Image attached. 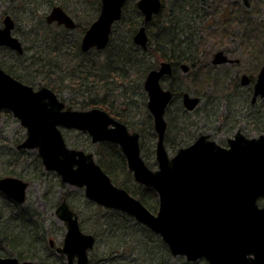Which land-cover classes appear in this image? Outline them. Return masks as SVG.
Instances as JSON below:
<instances>
[{"label":"rangeland","instance_id":"rangeland-1","mask_svg":"<svg viewBox=\"0 0 264 264\" xmlns=\"http://www.w3.org/2000/svg\"><path fill=\"white\" fill-rule=\"evenodd\" d=\"M28 1L0 3V22L6 13L11 15L15 21L13 33L22 41L25 48V55L20 56L9 48L0 46V62L11 66L18 74L28 79L30 84L36 85V88L45 83L54 85L58 91L63 87L59 95L68 99L70 105L76 109L89 108H82V100H106L116 107L122 105L118 110H123L121 108L128 101L135 100L132 95L123 97L119 93L120 88L116 86L120 82L111 81L105 87L99 84V75L107 76V72H104L106 67L103 66L107 61L106 56L98 54L96 50L84 54L80 50V41L78 48L73 47L78 31H69L57 24L46 22V15L51 7L64 3L67 12L77 23L88 26L99 15L101 5L99 0H36L33 1L34 3H28ZM165 1V13L162 18L169 19L173 11L175 15V18L171 15L173 20L169 21L168 26L171 27L168 29L169 32L174 33L175 30L179 34H196L193 40V38L184 39L181 35L178 37L173 34L168 35L166 32L167 40L161 39L164 48L169 50L175 46L176 54H179L178 48H181L188 57L193 58L194 64L196 63L194 67H191V64L186 62L193 69L186 73L179 69L175 80L176 86L182 91L199 96L202 100L195 113L185 115L186 121L194 123L188 132L189 135L196 139L202 132L209 133L219 143H225L227 138L234 136L239 127H243L242 133L248 137L264 133V131H254V128L264 127V99L252 105L253 85H237L235 78L252 70L257 55L262 59L264 57V0H249L248 5L243 0H185V3H181L182 0ZM134 5L136 3H130L125 19L114 25L113 34L117 42L131 33L128 23ZM98 7L99 10H97ZM3 12H6L5 15ZM163 25L158 21L155 24L157 28H162L165 26ZM219 49L230 53L231 58L239 59V63L213 66L211 58ZM37 52L39 54L45 52L46 59L44 66H42V60L39 61V69L35 71V66L32 64L38 58L32 56ZM81 58L84 60H80ZM62 59L71 61L68 65L62 63ZM72 60H76V63ZM149 60L152 61L153 57ZM53 65H61L63 70H60L58 74L56 70L51 73ZM80 70L89 71L93 75L86 78L85 83L78 79V81L70 80L71 76ZM86 76L89 77V75ZM163 85L168 87L169 82L166 81ZM138 95H140L138 97L140 101H146L145 94L139 91ZM142 96L143 99L140 98ZM140 101L138 105H128L132 115L140 114L138 118L130 117L132 118L130 123L134 128L142 130V144L147 154V161L152 165L154 160L150 157L154 153L156 138L150 128V121L143 116L146 107L140 105ZM180 104L181 98L174 99L167 115L171 125L167 133L170 146H167V149L170 154L174 152L171 149L174 140L186 141L183 137L187 135L180 137L176 132L177 120L181 117V110L178 109ZM252 111L254 124L249 123ZM222 121L224 128L227 126L226 129H228L223 132ZM233 124H236L235 129L229 130ZM65 134L73 141L72 143L86 151L99 148L94 147L82 133ZM25 136L26 129L17 118L11 113L2 115L0 119V177L23 176L30 185L27 190V201L19 207H15L0 193V232L3 236H7V243L0 246V256H14L18 251L23 254L33 251L37 256L46 257L50 254L48 241L43 237L45 232L37 225L43 221L47 223V226L51 224L62 230L63 224L56 218L54 209L62 197L64 188L56 174L50 173L41 164L36 149L23 153L17 149V144L22 142ZM113 157L112 155L110 159L114 161ZM106 158L99 160L106 161ZM119 170L121 171L120 168ZM126 171L125 169L117 175V181L126 180L129 186L133 187L135 181L132 177L127 180ZM37 176L40 177L36 178ZM66 189L71 192L70 203L81 217L84 232L96 237V244L89 254L90 264H208L204 259L191 262L185 256L172 255L159 235L120 211L98 206L88 200L84 187L68 186ZM34 227L36 230H33ZM37 230L40 238H36ZM11 236L16 238L14 242ZM54 239L59 242L61 236L57 234ZM30 241L31 245H28ZM10 244H13L17 251L12 249Z\"/></svg>","mask_w":264,"mask_h":264},{"label":"water","instance_id":"water-1","mask_svg":"<svg viewBox=\"0 0 264 264\" xmlns=\"http://www.w3.org/2000/svg\"><path fill=\"white\" fill-rule=\"evenodd\" d=\"M126 1L102 0L99 16L82 38L83 51L108 46L113 24L121 19ZM244 1L249 4L248 0ZM137 6L148 22L160 12L162 2L139 0ZM46 22H56L68 29L77 26L60 5L52 7ZM4 24L0 27V44L23 53L21 41L12 34L15 24L10 15L4 18ZM134 41L147 47L145 26L136 32ZM227 61L223 52H218L214 59L215 63ZM171 73V64L162 62L160 68L151 70L145 80L148 107L154 115L158 133L160 170L157 171H151L142 160L138 133L130 134L123 123L111 118L106 111L98 108L62 110L65 103L59 101L51 89L44 86L35 90L2 68L0 111L11 110L27 128V137L18 145L19 149L38 148L48 170L57 171L64 182L84 186L87 198L121 210L160 234L173 255H185L189 261L205 258L209 264H264V202L259 204V200L264 199V134L247 137L239 130L229 139V147L202 135L169 159L164 146L167 127L164 115L172 92L163 89L160 80ZM248 82L249 77L244 75L242 83ZM258 96L264 97V65L254 84L252 101L255 102ZM198 103L199 98L184 95V104L189 110ZM58 124L87 130L95 142L110 140L118 143L135 179L160 193L159 213H152L126 189L116 186L95 162L93 153L68 148ZM110 124L114 128H109ZM27 187L28 182L18 177L0 178L2 194L18 203L25 202ZM57 213L68 222L65 247L60 249L70 257L67 264H73L75 255L79 257L77 264H89V249L94 247L95 237L81 231L77 214L70 208L67 198L61 202ZM0 264L45 263L0 256Z\"/></svg>","mask_w":264,"mask_h":264},{"label":"flooded vegetation","instance_id":"flooded-vegetation-1","mask_svg":"<svg viewBox=\"0 0 264 264\" xmlns=\"http://www.w3.org/2000/svg\"><path fill=\"white\" fill-rule=\"evenodd\" d=\"M132 1H134V3H137L138 4V2H139V0H127L125 3L127 4V3H131ZM165 0H161V2H162V7H161V10H160V12L158 13V14H156V15H154V17L155 16H158V19L156 20V19H154V17H153V19L152 20H150V21H148V22H146L145 21V15L143 14V12L138 8V6H137V8H138V10L140 11V13H141V15H142V17H143V23H142V21L141 22H139V25H138V27L136 28V30L133 32V34H132V41H133V43L136 45V46H138V48L139 49H141L142 51H148L149 50V46H148V44L150 45V43H149V39H150V37H149V34H150V32L148 31V28H147V26H148V24L149 23H151L152 22V26H153V28H157L158 26H155V24H156V22L158 21L160 24H162L160 21L161 20H163L164 18H162V15L165 13V3H163ZM244 1V0H243ZM245 2V1H244ZM100 3H101V5H102V0H100ZM248 3L250 4V1L248 0ZM125 4V5H126ZM246 4V3H245ZM125 7V6H124ZM100 11H101V8H100ZM171 15H172V17H174L175 18V15H174V11L173 12H171L170 13V17H169V19L167 18V20L168 21H172L173 20V18L171 17ZM122 16H123V13H122ZM122 18V17H121ZM161 19V20H160ZM156 21V22H155ZM142 23V24H141ZM4 26V24H3V22H0V27H3ZM142 26H145L146 27V31H147V35H148V43H147V47L146 48H143V47H141L140 45H138V44H136L135 43V41H134V36H135V34H136V32L142 27ZM62 27V26H61ZM168 28H170L169 26H168ZM76 29H74L73 31H75ZM113 30L114 29H112V32H113ZM172 34L174 35V36H177L178 37V35H181L184 39L185 38H187V39H190V38H193V40L195 39L194 37L196 36V34L195 33H192L191 35H189V34H179V33H177V32H175V30H174V33L172 32ZM171 34V35H172ZM228 34V32L226 33V35ZM83 35H84V33H83ZM83 35H82V38H83ZM170 35V34H169ZM187 36V37H185V36ZM82 38H81V40H82ZM112 39V34L110 35V40ZM0 46H4V47H7V48H9L10 50H12V48H10L9 46H7V45H0ZM107 48H104V49H101L100 51H104V50H106ZM161 49H163V50H165L166 51V53H167V55H169V56H176V52H174V51H172L171 49H166V48H164V47H162ZM129 50V49H128ZM12 51H14V50H12ZM218 52H223L224 53V55L228 58V61L227 62H224V63H215L214 62V59H215V56H216V54L218 53ZM150 56H152V55H150ZM176 58H178V57H176ZM194 61V60H193ZM239 59H233V58H231L230 57V53H227L224 49H219V50H217L214 54H213V56H212V58H211V64L213 65V66H220V65H226V64H234V63H239ZM259 61H261L260 63H259ZM162 62H168V63H170L171 64V67H172V73L171 74H167V75H164L162 78H161V80H160V83H161V86H162V88L163 89H165V90H170L171 92H172V98H171V100H170V102H169V104H168V106H167V108H166V111H165V115H164V117H165V120H166V123H167V127H166V132H165V137H164V146H165V148H166V151H167V154H168V157H169V159H172L177 153H178V151L181 149V148H186V147H189V146H191L192 144H194L202 135H206V136H208V139L209 140H213V141H215L217 144H220L221 146H223V147H229V139L230 138H232V137H229V138H227L226 139V141H225V143H223V142H221V143H219L218 141H216L215 139H213V137L209 134V133H200L198 136H197V138L196 139H194L193 137H191V135H189V131H190V129L194 126V123L192 122H188V121H186L185 120V118H186V116L185 115H187V114H191V113H195L194 111L198 108V106L200 105V103H201V97H199V96H196V95H193V94H190L189 92H187V91H182L181 90V88H179V87H177L176 86V83H175V80H176V78H177V71L179 70V69H182V71L183 72H188L189 70H192L193 68H191V67H194L195 66V64L194 65H192L191 63H189L188 61H186V60H184V59H178V60H176V61H174V60H169V59H164V60H161L159 63H158V65H157V67L156 68H152V69H150L147 73H146V75H145V77H144V80H143V92H141V93H143V94H145V96L147 97L146 98V101L144 100H142V101H140V99H138V97L140 96V95H138V96H133V98L135 99V100H133V101H129L130 103L129 104H125L121 109H123V110H118V108L120 107V106H122V105H120L119 107H116V106H114L113 104H111V102H109V101H106V100H98V101H94L96 104L94 105V106H87L86 108H88V109H86V110H90V109H92V108H98V109H102V110H104V111H106L107 113H108V115L111 117V118H113V119H115V120H117V121H119V122H121V123H123L125 126H126V128H127V130H128V132L130 133V134H132V133H138V141H139V146H140V156H141V158H142V160L145 162V164L147 165V167L151 170V171H157V170H160V163H159V161H158V157H157V141H158V133H157V131H156V129H155V118H154V115H153V113H152V111L149 109V107H148V102H149V94H148V91L145 89V80H146V78H147V75H148V73L151 71V70H154V69H159L160 68V66H161V63ZM189 63V64H191V67L187 64V63ZM264 65V57H263V59H262V57L260 56V57H258V55L256 56V60H255V62H254V66H253V68H252V70L249 72V73H251V74H249V73H246V72H244V73H242L241 75H238V77H235L236 78V82H237V85L239 84V85H241V86H249V85H253V90H252V99H253V93H254V84H255V80H256V76H257V74H258V71H260V69L262 68V66ZM184 66L187 68V70H185V68H184ZM257 67H258V70H257ZM0 68H2L5 72H7L2 66H0ZM257 70V72H256V74L254 73L255 71ZM7 73H9V72H7ZM10 74V73H9ZM244 75H247L248 77H249V82L247 83V84H243L242 83V79H243V76ZM239 76H240V78H239ZM237 78H239V80H237ZM19 80V79H18ZM118 83L120 82V81H118V80H116ZM166 81H168L169 82V85H168V87H164V83L166 82ZM28 84H30V83H28ZM47 83H45V84H41V85H46ZM32 85V84H31ZM32 86H36V85H32ZM197 87H199L198 85H196ZM46 87H48L49 89H51L56 95H57V98H58V100L59 101H62V102H64L65 103V106L63 107V109L62 110H67L68 108H72V110H74V109H76V108H74L72 105H70V102H69V100L68 99H65V98H62L59 94L61 93L60 91H58L57 89H53L52 88V86H50V85H46ZM137 87V86H136ZM174 87H175V89H178L177 91L180 93V95H175V91H174ZM36 88V87H35ZM139 88V87H138ZM185 94H188V95H190L191 97H197V98H199V103L195 106V108L194 109H192V110H189L186 106H185V104H184V95ZM141 99H143V96L142 97H140ZM177 98H181V104L178 106V109H180L181 110V112H180V115H181V117L180 118H178V120H177V125H176V128H177V130H176V132H177V134H179V136L180 137H182V135H187V136H184L183 138H185L186 139V141H181V140H174L173 141V144H172V146H171V149H173V154H170L169 152H168V149H167V146H169L168 145V141H167V133H168V130H169V128L171 127V125H170V122H168V120H167V115H168V113H169V111L171 110V105H172V103H173V100L174 99H177ZM252 99H251V104L252 105H254L256 102L258 103L260 100H262V99H264V97H260V96H258L257 97V99H256V101L255 102H253L252 101ZM83 102L81 103V106H82V104L84 103V102H86L85 100H82ZM93 101V100H92ZM139 101H140V105H144L145 107H146V109H145V114L143 113V116H146L147 118V120L148 121H150V128H152V130H153V132L152 133H154V135H155V138H156V142H155V149H154V153L151 155V157L150 158H153V160H154V163L151 165L150 163H148V161H147V154H146V152H145V149H144V147H143V142H142V137H143V133H142V130L140 129V128H134L133 126H132V124L130 123V124H128L127 122H124L123 120H124V116H126L127 115V117L128 118H130V117H132V118H134V117H139L140 116V114L139 113H136V114H133L132 115V112L130 111L131 109H130V107H128V105H131V104H135V105H138V103H139ZM83 107V106H82ZM77 110H81V109H77ZM13 115V114H12ZM142 116V115H141ZM251 118H250V122L249 123H251V124H254V113H253V111L251 112ZM257 119H258V117H256ZM255 118V119H256ZM18 120V119H17ZM57 127H58V129L61 131V133H62V135H63V137H64V140H65V143H66V146L68 147V148H70V149H76V150H83L84 152H86V153H93V155H94V160H95V162L98 164V165H100L102 168H103V170L111 177V179H112V181L114 182V184L115 185H117V186H119V187H122V188H125L126 189V187L125 186H123L122 184H116L115 183V181L113 180V177H112V175L102 166V162L103 161H105V160H99V159H104V157L106 158V163L110 166H113V165H115L114 167H118V168H120L121 169V171L122 172H124L125 171V169L127 170L126 172H125V174H126V178H127V180H129L131 177H132V179H133V181H135L134 183H136L137 185H139V186H143L144 188H149L150 190H152V191H154V197L152 196L150 199V203L153 205V206H148V205H146V204H144L143 202V200H142V203L152 212V213H154V214H157V213H159V210H160V208H161V200H160V193H158L157 192V190L155 189H153V188H151V187H148V186H146V185H144V184H140V183H138L136 180H135V177H134V173L128 168V166H127V162H128V158H127V156L124 154V151L122 150V147L118 144V143H115V142H113V141H110V140H98V141H93L92 140V135L87 131V130H83V129H80V128H76V127H66V126H63V125H61V124H58L57 125ZM109 128H114V125L113 124H110L109 126H108ZM227 127V126H226ZM226 127L224 128V123H223V121H222V126H221V129H222V132L223 131H226V130H228V129H226ZM235 127H236V124H233V125H231L230 127H229V130L230 129H235ZM261 128H264V127H261ZM242 129H243V127H239L238 128V130L237 131H239V130H241L242 131ZM47 130V129H46ZM258 130V128H254V131L256 132ZM236 131V132H237ZM68 132H77V133H82V134H84V135H86L87 136V138H88V141L89 142H91V144L94 146V147H99L97 150H92V151H86V150H84V149H82V148H80V147H78L76 144H74V143H72L73 141H71L70 140V138H68V136L65 134V133H68ZM236 132H235V134H236ZM234 134V135H235ZM178 136V137H179ZM193 139V140H192ZM176 141H177V143H176ZM170 147V146H169ZM18 149V148H17ZM21 153H23V152H25V151H27L28 149H18ZM37 151H38V157L40 158V161H41V164L44 166V163H43V159H42V156L40 155V153H39V150H38V148L36 149ZM118 153V154H117ZM112 155L114 156L113 157V159H114V161L113 160H111L110 159V157H112ZM110 156V157H109ZM77 165H75V167H76ZM120 166V167H119ZM44 168L46 169V167L44 166ZM47 170V169H46ZM47 171H50V173H55L56 174V176L59 178V181H60V184H61V186L64 188V192H63V194L61 195L62 197H61V199H60V201H59V203H58V205L56 206V208L54 209V212H55V216H56V218L63 224V226L61 227L62 228V230H59V229H57L55 226H53V225H49V226H47V223L46 222H41V223H39V225H37V227L39 226V229L40 230H42V231H44L45 233H43V237H44V239H46L47 241H48V250L50 251V254L48 255L47 254V256L46 257H40V256H37V255H35V253L32 251V252H24V254L22 253V255L21 254H19V253H16V255H14L15 257H17L18 258V260L19 261H26V260H30V261H38V262H44L45 264H67L68 262H69V260H70V257H69V255H68V253H65V252H62L60 249H63L64 247H65V242H66V237H67V233H68V222L66 221V220H64V219H62V218H60L59 216H58V213H57V210H58V207H59V205L61 204V202H62V200H64V198H67V201H68V203H69V205H70V208L77 214V217H78V223H79V228L81 229V231L82 232H84V230H83V228H82V225H81V217H80V215H79V213L78 212H76L75 210H74V207H73V205H71V203H70V197H71V192H69V190H67L66 189V187H68V186H70V187H73V188H75V187H77V186H75V185H71V184H69V183H67V182H64V180H63V177H62V175L61 174H58L57 173V171H55V170H47ZM120 171V172H121ZM7 176H12V175H7ZM20 176V175H19ZM2 177H4V176H2ZM15 177H18V176H15ZM40 176H37L36 178H39ZM43 177V176H42ZM1 178V177H0ZM18 178H20V179H22V180H24V181H26V182H28V187H29V185H30V182L27 180V179H25L23 176H20V177H18ZM28 187H27V189H26V201H27V190H28ZM126 190H128V189H126ZM128 192H130V190H128ZM0 193H1V195H3L2 194V192L0 191ZM67 193H69V195H66ZM133 193V192H132ZM130 194H131V192H130ZM134 197H136V198H138V199H140V197L139 196H136L134 193L132 194ZM4 196V198H6L8 201H10L15 207H19L20 205H22V204H24L25 202H23V203H18V202H16L15 200H12V199H9L8 197H6L5 195H3ZM88 200H90V201H92V202H94L93 200H91V199H88ZM141 200V199H140ZM154 200H155V202H154ZM108 209H113V210H116L115 208H108ZM44 210H47V209H44ZM118 211V210H117ZM121 212V211H120ZM50 218V217H49ZM38 222H39V219H38ZM52 222V221H51ZM33 230H36V227H34L33 228ZM84 233H86V232H84ZM57 234H59L60 236H61V239L59 240V242H57L55 239H54V236L55 235H57ZM87 234H90V233H87ZM93 235V234H92ZM0 236H1V240H0V242L4 239V236L1 234V232H0ZM94 236V235H93ZM36 238H40V233L38 232V230H37V232H36ZM34 242H35V240H33ZM28 245H31V241H30V244H28ZM23 252V251H22ZM13 256V255H12ZM78 259H79V257H78V255H75V256H73L72 257V262H73V264H77L78 263ZM205 260V259H204ZM198 261V260H197ZM91 262V261H90ZM194 262H196V261H194Z\"/></svg>","mask_w":264,"mask_h":264},{"label":"trees","instance_id":"trees-1","mask_svg":"<svg viewBox=\"0 0 264 264\" xmlns=\"http://www.w3.org/2000/svg\"><path fill=\"white\" fill-rule=\"evenodd\" d=\"M15 1H17V0H0V3L15 2ZM18 1L20 3H22L25 0H18ZM33 1L35 2L36 0H29L28 3H34ZM99 3H100V0H99ZM131 3H134V1H132ZM163 3H166V1H164ZM181 3H185V0H182ZM129 4L130 3H127L123 9V16H122L121 21H123L125 19ZM61 5L66 9V5L64 3H61ZM97 10H99V7ZM5 13L3 12L4 15H5ZM130 16H131V18H130V21L128 23V28H130L131 33L126 34V37L122 38V40H120V42H117L115 37H114V34H112V39H111V42H110L108 48L104 51H98L99 52L98 54H104V56H106L105 60H107L106 63H104V65H103L106 67V69H104L106 71H104V72H107V74H106L107 76L103 77V76L99 75V78H100L99 84H101L105 87V86H108L111 81H113V82L116 80L120 81V84H118L116 86V88H120L119 93L123 97H128L129 95L138 96L137 94L139 91L143 92V80H144L146 73L150 69L156 68L158 63L161 60L169 59V60L176 61L178 59H184V60L188 61L189 63H191L192 65H194L193 58L188 57L187 54L184 53L183 50H181V48H178L179 54H176V56H169V55H167L165 50L161 49L162 47H164V43H161V39L164 41L167 40L166 32H168V35L172 34L168 30L171 27L169 26L170 28H168L169 21L167 19H163V20L160 19L161 20L160 22L162 23V25L163 24L165 25V26L163 25L164 27H162V28H153L152 22L148 24L147 28H148V31L150 32V34H149L150 45L148 44L149 50L148 51H142L141 49H139L138 46H136L132 41V34L136 30V28L138 27L139 22L142 21V23H143V17L137 8V5H134L132 11L130 12ZM154 19L157 20L158 16H155ZM121 21H119V22H121ZM86 29H87V26H84V25L78 23L76 31H78L80 35L78 34V36L74 39L73 47L78 48L80 38ZM168 40H171V39H168ZM171 50L175 52V46H172ZM34 51L36 52V49ZM78 53H79V51H78ZM150 55H152V57H153L152 61L149 60L152 58ZM32 57L38 58V59H36V62L33 61V64H32L35 66V68L33 67L35 71L37 69H39V63H40L39 61L40 60H42V66H44V62L46 59L45 52H44V54H39L37 52ZM83 57L84 56H82V58ZM176 57H178V58H176ZM82 58L80 60L83 61L84 59H82ZM70 61L71 60L62 59V63L68 64V65H69L68 62H70ZM72 61L76 63V60H72ZM260 62L261 61H259V63ZM91 64H93V63H91ZM0 66H2L7 72H9L11 75H13L15 78L19 79L20 81H22L24 83H30V81L28 79L24 78L21 74H18L11 66L6 65L3 62H0ZM53 67L54 68L51 69V73L54 72V70H56L57 74H58L60 72V70H63L61 65H53ZM257 70H258V67H257ZM257 70L254 72L255 74H256ZM86 75H89V77H87ZM92 75L93 74L89 71L80 70L79 72L72 75L70 80L74 79L75 81L79 80L82 83H85V79L90 78ZM101 77H103V78H101ZM46 85H50V84L47 83ZM50 86H52L53 89H56L54 87V85H50ZM177 90L178 89H175V87H174L175 95H180V93ZM59 91L62 92L63 87L60 88ZM129 103L130 102L128 101V103H126V104H129ZM95 104L96 103L94 101H86L82 104V106H83L82 108H86L87 106H89V107L94 106ZM123 118H124V120H123L124 122H127L128 124H130V119H132V118H128L127 115L124 116ZM261 131H264V128L260 127V128H258V130L256 132H261ZM102 166L112 175L113 180L115 181L116 184L117 183L122 184L123 186L126 187V189L133 192L136 196H139L141 201L142 200L144 201L143 202L144 204H146L150 207L153 206L150 203V200H151L150 198L154 195V191L150 190L149 188H144L143 186H139L137 184L135 185L134 183H133V187H130L126 180H122V181L118 180L117 181V175L120 174L119 168L117 166L114 167L115 165L109 166L106 163V161L102 162ZM115 172H116V174H115ZM66 195H69V193H67ZM154 202H155V200H154ZM6 237L7 236L5 235L4 239L0 242V246H4L7 243ZM10 238H11L12 242H14V239H16L13 236H11ZM10 246L12 247V249L17 251V249L15 248V246L13 244H10ZM17 253L22 255L21 251H18Z\"/></svg>","mask_w":264,"mask_h":264}]
</instances>
